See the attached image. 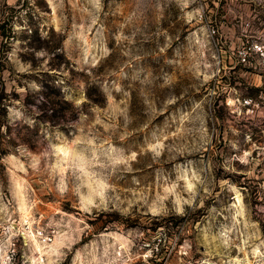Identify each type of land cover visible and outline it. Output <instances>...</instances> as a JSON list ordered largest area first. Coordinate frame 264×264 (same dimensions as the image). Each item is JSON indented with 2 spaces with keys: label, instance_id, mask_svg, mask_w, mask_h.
<instances>
[{
  "label": "rangeland",
  "instance_id": "1",
  "mask_svg": "<svg viewBox=\"0 0 264 264\" xmlns=\"http://www.w3.org/2000/svg\"><path fill=\"white\" fill-rule=\"evenodd\" d=\"M0 264H264V0H0Z\"/></svg>",
  "mask_w": 264,
  "mask_h": 264
}]
</instances>
